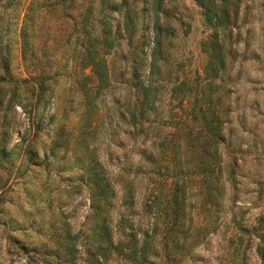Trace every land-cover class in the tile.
Wrapping results in <instances>:
<instances>
[{"label": "rangeland", "instance_id": "obj_1", "mask_svg": "<svg viewBox=\"0 0 264 264\" xmlns=\"http://www.w3.org/2000/svg\"><path fill=\"white\" fill-rule=\"evenodd\" d=\"M7 1L0 0V21L4 18L6 23L0 35L7 45L10 71L25 76L34 69L29 67L42 66L49 89L45 105H37L31 115L16 105L0 120V132L8 130L6 156L0 160V264H84L81 230L90 210L80 166L89 161L102 169L114 190L108 207L112 227L120 215L149 227L152 215L145 203L156 174L148 169L159 160L160 143L167 142L172 131L178 162L216 161L221 187L215 207L208 210L198 175L188 177V235L182 245L177 239L174 247L168 241L172 229L157 222L155 264H257L252 226L264 213V0H238V16L225 39V63L211 80L212 101L205 120L199 121L186 96L178 93L168 102L162 92L135 126L128 110L137 78L131 75L124 40L107 55L109 83L91 105L78 84L79 73L88 68L77 64L74 22L88 3L96 13L97 0H39L25 51L19 30L28 0ZM134 1L137 27L144 28L147 37L148 0ZM117 11L111 12L112 29ZM164 13L174 26L168 50L181 62L178 73L187 77V91L195 94L206 55L202 47L210 48L212 25L195 0H169ZM142 59L138 79L146 83L147 52ZM171 68L175 69L166 62L161 73ZM171 82L164 80V87ZM215 114L218 137L211 133ZM200 125L204 129L196 133ZM126 186L131 203L124 195ZM210 220L208 230L193 244L190 235L198 223ZM68 245L73 257L66 254ZM106 264L129 263L109 257Z\"/></svg>", "mask_w": 264, "mask_h": 264}, {"label": "trees", "instance_id": "obj_2", "mask_svg": "<svg viewBox=\"0 0 264 264\" xmlns=\"http://www.w3.org/2000/svg\"><path fill=\"white\" fill-rule=\"evenodd\" d=\"M169 0H148L149 34L145 37L143 29L137 27L136 5L134 0H97L96 13L93 6L88 3L74 22L73 33L76 34L77 44L75 57L81 69L88 68V72L79 73L78 84L85 101L91 105L93 97L101 88L109 83V68L107 55L111 49L124 40L127 47L129 66L134 82L133 107L128 110L132 126L145 115L146 108L153 109L156 98L167 94L168 102L178 93L191 100L192 108L203 121L205 111L212 101L208 96L211 80L216 78L225 63V39L230 36L232 26L238 16V0H195L202 8L205 19L212 25L210 48L202 47L206 51L202 65L201 84L196 93L187 91V77L180 76L178 70L180 61L175 54L168 50L170 37L173 35L174 26L170 24L169 17L164 13V5ZM10 0L7 1L9 3ZM39 0H28L24 6L22 22L19 30L20 48L27 50L32 30L34 10ZM144 8V7H143ZM118 9L119 18L115 20L112 29L111 12ZM0 21V30L6 29V23ZM137 29L139 30L137 32ZM217 33H220L218 40ZM147 52V82L138 79L140 68L143 64L142 56ZM170 56V58L168 57ZM23 58V57H22ZM25 61V57L23 59ZM166 62L175 67L165 73L162 68ZM25 76H16L9 68L7 45L0 35V120L5 116L9 108L20 106L21 111L31 115L36 111L37 105L44 106L48 100L45 97L49 89L46 83L47 72L42 66L29 67ZM172 80L171 85L163 81ZM160 92L159 94H157ZM181 98V97H180ZM178 98L177 100H180ZM213 100V104L215 105ZM181 107V105H179ZM211 126V133L218 137L220 121L217 119ZM3 124V122H1ZM5 126V125H4ZM196 133H202L203 126H198ZM8 130L3 128L0 134V160L6 156L5 137ZM174 132H170L167 142L160 143L157 155L159 160L150 169L156 174L149 186V194L145 206L152 215L149 227H140L138 221H128L120 215L119 219L111 225L108 207L111 204V196L114 190L105 173L92 162H85L80 166V178L86 186L89 197V212L85 216L88 222L81 230V248L84 253V264H106L109 257L120 258L129 264H155L156 247L154 245L157 222L172 229L168 236L170 245L177 247V239L180 245L188 235L190 220L185 216L184 187L188 177L198 175L197 181L201 184L202 199L208 203L207 209L215 207L217 191L221 184L219 171L221 166L216 161L213 163L200 162V164H181L176 158L177 148L174 144ZM173 139V141H172ZM204 151V145L200 146ZM212 155V151L210 152ZM124 195L128 203L132 202V193L128 186ZM125 200V197H123ZM210 221H200L190 239L194 243L200 240L201 235L210 226ZM162 226V225H161ZM241 230V227H236ZM257 238L255 251L258 255V263L264 264V213L256 217L252 226ZM68 231L66 236L68 238ZM67 256L73 257L70 245L66 249ZM242 260V259H241ZM244 264V263H242Z\"/></svg>", "mask_w": 264, "mask_h": 264}]
</instances>
